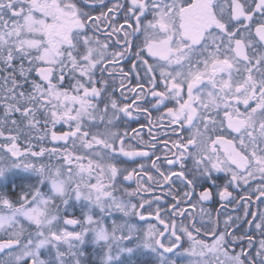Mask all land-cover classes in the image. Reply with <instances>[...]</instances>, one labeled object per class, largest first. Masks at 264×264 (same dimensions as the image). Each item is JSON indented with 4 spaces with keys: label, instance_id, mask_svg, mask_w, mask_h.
<instances>
[{
    "label": "snow or ice",
    "instance_id": "obj_1",
    "mask_svg": "<svg viewBox=\"0 0 264 264\" xmlns=\"http://www.w3.org/2000/svg\"><path fill=\"white\" fill-rule=\"evenodd\" d=\"M17 169L0 264H85V243L113 264L132 239L264 264V0H0V182Z\"/></svg>",
    "mask_w": 264,
    "mask_h": 264
},
{
    "label": "flooded vegetation",
    "instance_id": "obj_2",
    "mask_svg": "<svg viewBox=\"0 0 264 264\" xmlns=\"http://www.w3.org/2000/svg\"><path fill=\"white\" fill-rule=\"evenodd\" d=\"M143 119V118H142ZM130 127H137V125L135 124V123H132L131 125H130ZM58 132L59 131H66L67 130V127L66 126H63V125H57V129H56ZM130 135H131V133H129ZM52 146V145H51ZM124 166H126V167H129V169H131L132 167H135V165H133V164H131V163H128V164H126V165H124ZM24 171V170H23ZM26 173V172H25ZM28 174V173H27ZM222 175V174H221ZM130 187H132V188H134V187H136V185H135V183L134 182H130ZM159 194V193H158ZM217 200H218V198H217ZM255 204H256V202L254 201L253 202V208H252V211H256V207H255ZM204 207L207 209V210H209V211H211L212 212V215H213V218H215V215H216V212L217 211H223L221 208H220V205L218 204V203H216V202H207V203H205V205H204ZM229 213H231V214H233V215H236V214H238V213H235L232 209H231V207H229L228 208V210H227ZM138 219V218H137ZM207 216H205L204 217V222H207ZM149 220H150V222H152V223H156V221H155V219L154 218H149ZM141 223V225L144 227V228H147V223H144V222H140ZM199 238H203V239H206L207 240V242H211V240H212V237H211V235H208V236H206V237H204V236H201V237H199ZM137 243V241L134 239V244H136ZM84 245H90L91 246V253L93 254V256L95 257V256H97V257H99V256H101L100 255V248H98V247H96L95 245H93L92 243H85ZM184 247L186 248L187 247V244H185L184 245ZM237 250H239V249H237ZM95 252H97V253H95ZM136 256H139V257H141V258H144V259H147V260H149V261H151L152 262V264H156V257L154 256V254L153 253H146V254H135ZM175 260H176V264H188V261L191 259L190 258V256L187 254V253H185V252H183V250H180V251H178V252H176V253H174V257H173Z\"/></svg>",
    "mask_w": 264,
    "mask_h": 264
},
{
    "label": "trees",
    "instance_id": "obj_3",
    "mask_svg": "<svg viewBox=\"0 0 264 264\" xmlns=\"http://www.w3.org/2000/svg\"><path fill=\"white\" fill-rule=\"evenodd\" d=\"M51 147V144L48 145ZM16 177H15V185H9L7 182H0V191L9 192V194L18 193L21 191L27 184L32 183L33 181L28 178V174L23 171V169L15 170ZM83 251L85 255V264H99V257L93 256L91 253V246L84 245ZM97 253V252H95ZM100 255H102V251L100 249ZM125 259V258H124ZM121 264H152L151 261L141 258L139 256H134L130 259H126Z\"/></svg>",
    "mask_w": 264,
    "mask_h": 264
},
{
    "label": "rangeland",
    "instance_id": "obj_4",
    "mask_svg": "<svg viewBox=\"0 0 264 264\" xmlns=\"http://www.w3.org/2000/svg\"><path fill=\"white\" fill-rule=\"evenodd\" d=\"M124 247L127 248H132L133 251L131 253H121L119 254V258L115 259L113 261V264H121L123 263V261H125L126 259H130L132 257L135 256V254H146V253H151L149 250L144 249L142 247H136V244H134V239L132 240H128L125 242ZM125 258V259H124Z\"/></svg>",
    "mask_w": 264,
    "mask_h": 264
}]
</instances>
